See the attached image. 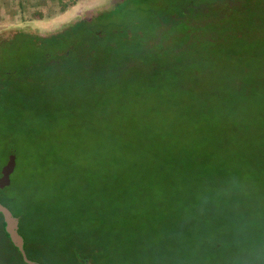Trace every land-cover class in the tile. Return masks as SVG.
Segmentation results:
<instances>
[{
	"label": "trees",
	"instance_id": "1",
	"mask_svg": "<svg viewBox=\"0 0 264 264\" xmlns=\"http://www.w3.org/2000/svg\"><path fill=\"white\" fill-rule=\"evenodd\" d=\"M223 53L228 83L191 84ZM262 54L264 0H122L56 32L1 39L0 121L68 126L51 164L44 130L7 135L17 167L0 202L20 218L28 257L100 264L115 245L113 264L252 260L264 231V65L237 62ZM35 146L42 173L22 182ZM121 215L168 231L114 240L113 226L132 225ZM0 264H27L1 213Z\"/></svg>",
	"mask_w": 264,
	"mask_h": 264
},
{
	"label": "rangeland",
	"instance_id": "2",
	"mask_svg": "<svg viewBox=\"0 0 264 264\" xmlns=\"http://www.w3.org/2000/svg\"><path fill=\"white\" fill-rule=\"evenodd\" d=\"M122 0H0V40L7 39L13 36L19 30H30L36 31L42 35H46L52 32H56L60 30L63 26L68 23L75 22L80 18H87L91 17L98 12L109 8L116 2ZM263 35H261V38ZM262 40V39H260ZM264 54L262 56H249L246 55L243 59V62H237L239 68H247V70L252 69V63H258L261 66L264 65ZM198 57L200 55H197ZM202 57V56H200ZM215 58H221L217 60H213V66L210 67V64L205 63V69L202 72L198 73V77L192 80L191 84H202L203 87H211L215 86L219 83H228L230 80V76L228 73H220L226 72L233 69V66L229 63L231 62L230 57L227 56L225 53L220 54L219 56H213ZM199 59V58H198ZM202 60V59H199ZM16 62V60H15ZM243 64V65H242ZM251 65V66H250ZM213 70V71H212ZM211 71V72H210ZM215 71H219L218 74ZM218 76V77H216ZM9 112V111H8ZM11 113H7V116L0 121V174L1 168L6 164L8 159V151L10 150L11 143L9 142V137L7 135L14 131V129L18 127H22L24 131L34 132L36 128L38 130H44L47 136L44 138L43 142L45 143H55V154L54 157H48V162L51 164L53 163L54 159L61 158L63 154V150H61L60 146L57 145L56 138L61 137L65 133H67V125L61 123L63 119H61L57 124L54 126L48 127L45 123H40V118L38 116L31 117L33 120L30 124H25L22 119H10L8 116ZM75 124L70 122V127ZM49 133L53 136L49 137ZM30 147V146H29ZM34 151L32 156H28L24 163L23 173L21 175V181H27L30 177L35 176V180H38V176L42 173V169L38 167L41 166V162L39 161V149L37 146L35 148H31ZM38 150V151H36ZM44 151V149H42ZM64 153H66L64 151ZM97 153V152H96ZM99 154L103 156H113L114 153H109L107 151H98ZM69 155H73L71 153H66ZM47 160V159H46ZM29 161L32 167V172L30 168H27V164ZM36 170V174L34 173ZM59 171L54 168V173ZM76 172L77 170L74 169ZM49 174H47V177ZM14 173L12 175V179L14 178ZM61 180V179H60ZM48 181V182H47ZM50 183L49 179L46 178L45 180L40 179L38 183ZM51 184V183H50ZM147 218H144L143 221L148 222ZM153 219V218H152ZM168 220L167 217H165ZM124 220L125 222H132V225H127L124 228L113 226L110 235L114 240L118 237H125L129 234L133 236H137L138 238L158 240L160 236L165 235V232L168 230L163 227H157L154 232H149V228L139 227L138 221L135 220L133 216H124L118 217V221ZM149 226V225H148ZM107 228H111L112 225H106ZM148 230V231H147ZM263 235V244L258 246H253L248 250L253 251V259L247 260L245 259L243 264H264V231L262 232ZM114 245L111 247V250L107 253V255L101 260L100 264H113V259H118V250L115 248ZM152 256V255H150ZM201 263V262H200ZM115 264V263H114ZM218 264H228L226 263H218Z\"/></svg>",
	"mask_w": 264,
	"mask_h": 264
},
{
	"label": "water",
	"instance_id": "3",
	"mask_svg": "<svg viewBox=\"0 0 264 264\" xmlns=\"http://www.w3.org/2000/svg\"><path fill=\"white\" fill-rule=\"evenodd\" d=\"M17 167V155L11 153L8 156L6 164L1 168L0 189L9 187L12 184V175ZM0 213L3 215L4 230L16 247L22 254L23 260L27 264H41L30 259L25 249V239L20 233V218L16 216L7 206L0 202Z\"/></svg>",
	"mask_w": 264,
	"mask_h": 264
}]
</instances>
